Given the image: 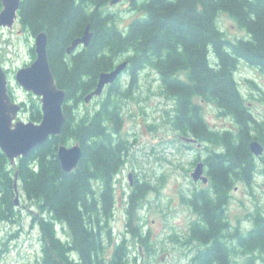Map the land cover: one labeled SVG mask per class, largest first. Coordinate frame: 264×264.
<instances>
[{"label":"trees","instance_id":"trees-1","mask_svg":"<svg viewBox=\"0 0 264 264\" xmlns=\"http://www.w3.org/2000/svg\"><path fill=\"white\" fill-rule=\"evenodd\" d=\"M110 1H20L21 28L32 36L47 35L49 66L57 87L66 93V120L60 135L18 159L15 167L0 151V221L13 222L18 216L14 205L17 173L24 200L36 210L31 223L40 231V264H128L123 240L116 242L107 257L105 238L110 239L115 178L129 150L121 133L123 107L135 93L139 74L151 69L171 103L172 130L178 137H193L211 146L205 147L204 159L209 187L193 191L187 198L198 220L190 223L183 244L191 252L194 242L205 245L197 254L203 262L229 264V258L230 264H239L236 252L240 251L246 264H254L264 255V217H255L254 229L247 234L233 226L226 233L222 229L227 223L218 207L228 205L238 184L252 188L260 169L249 143L256 140L264 147V121L252 113L235 73L240 62L264 71V0H138L130 11L139 16L124 29L109 11ZM220 15L232 19L246 37L230 41L218 26ZM87 25L92 33L90 44L66 54ZM30 54L35 57L33 47ZM123 61L127 68L107 86L95 107L90 110L81 105L98 76ZM261 101L264 103V97ZM204 104L214 106L218 116L227 118L232 126L211 129L202 114ZM23 112L29 121L40 122V102L32 100L29 109L23 105ZM71 142L80 146L82 156L75 170L65 173L57 149ZM259 160L264 162V157ZM135 197L134 190L129 205ZM132 207L128 209V233L135 235ZM136 236L150 252L146 238ZM224 236L229 244L223 246ZM191 259L194 264L195 257Z\"/></svg>","mask_w":264,"mask_h":264},{"label":"rangeland","instance_id":"rangeland-1","mask_svg":"<svg viewBox=\"0 0 264 264\" xmlns=\"http://www.w3.org/2000/svg\"><path fill=\"white\" fill-rule=\"evenodd\" d=\"M109 11L117 16L120 29L139 16L130 11L127 2L110 6ZM217 23L230 41L246 37V33L226 15H220ZM33 46L31 34L0 29V64H4L8 70L9 91L17 102L24 103L26 109H29L32 100H40L22 90L15 81V73L34 60L30 54ZM235 79L254 116L264 121V103L261 101L264 97V71L240 62ZM105 91L98 99L81 105L91 110ZM170 104L161 92L155 71H142L134 95L123 107L121 133L127 139L129 150L126 163L114 182V210L108 223L110 239L105 238L107 257L111 255L116 242L122 240L128 247V264H193L191 257H195L194 251L202 250L194 242L191 252L189 245L183 242L190 223L196 219L187 205V198L201 187L200 183L192 182L190 174L198 162L204 161L208 153L205 147L211 149V146L201 143V147H197L184 143L177 136L170 125ZM202 114L211 129L221 130L232 126L227 118L218 116L214 106L204 104ZM18 120L29 122L28 115L23 111L18 115ZM73 145L75 143L71 142L67 146ZM258 161L260 169L252 188L238 184L227 205L230 226L241 230H247L255 217H264V162ZM134 190L136 199L131 204L130 220L135 235H131L128 233V209L131 206L129 196ZM18 192L16 221H0V264H40V231L31 223L36 210L24 200L19 185ZM57 230L59 236L64 235L60 227ZM136 235L146 238L150 252ZM237 257L245 262L241 254ZM254 264H264V255L258 256Z\"/></svg>","mask_w":264,"mask_h":264},{"label":"water","instance_id":"water-1","mask_svg":"<svg viewBox=\"0 0 264 264\" xmlns=\"http://www.w3.org/2000/svg\"><path fill=\"white\" fill-rule=\"evenodd\" d=\"M20 1L1 0L3 9L0 12V27H12L17 18ZM124 1L133 4L138 0H111L109 6H114ZM33 38L35 58L30 65L16 71L15 81L23 91L40 99L42 117L39 123L18 120V115L22 108L20 104L11 100L8 93L7 76L0 66V151L5 155L12 167H15L18 159L28 157L35 148L43 145L48 139L60 135L66 120L63 113L66 93L57 87L49 66L47 35L45 32H40ZM91 38L90 26L87 25L82 36L75 38L70 43L66 49V54L74 53L79 47H87ZM127 66L128 63L123 61L118 63L113 70L102 72L98 76L95 88L84 97V103L88 104L94 98L100 97L104 89L114 84ZM181 140L184 143L201 147V143L193 137H181ZM249 150L256 158L264 154V147L256 140H252L249 143ZM81 156L82 151L78 144L73 146L60 145L57 149V158L61 169L65 173L75 170ZM190 177L193 183L199 181L203 184L208 183V178L204 175V162L201 161L196 164ZM128 180L132 186L131 175L128 176ZM14 205L19 206L17 173L14 176Z\"/></svg>","mask_w":264,"mask_h":264},{"label":"flooded vegetation","instance_id":"flooded-vegetation-1","mask_svg":"<svg viewBox=\"0 0 264 264\" xmlns=\"http://www.w3.org/2000/svg\"><path fill=\"white\" fill-rule=\"evenodd\" d=\"M2 9H3V6H2V3H1V0H0V12L2 11ZM0 29L1 30H7V31H9V32H13L14 30L17 32V33H26L22 28H21V25H20V22H19V17H18V12H17V18H16V20L14 21V24L12 25V27L11 28H6V27H0ZM0 66L2 67V69L4 70V72H5V74H6V76H7V74H8V70H7V68L5 67V65L4 64H0ZM8 93H9V96H10V98H11V100L12 101H14V102H16V103H18V104H20L21 106H22V111H23V105H24V103H22V102H20V101H18L17 102V100L14 98V96L12 95V93L9 91V87H8ZM257 160H259V159H257ZM199 161V160H198ZM204 162V161H203ZM259 162V161H258ZM260 164V163H259ZM204 175L208 178V183L207 184H203L201 181H199V182H197V183H200L201 184V187H200V189H203L202 187H204V188H206V187H209V183H210V176H209V173H208V170H207V167H206V164H205V162H204ZM218 210L220 211V215L223 217V219H225L224 221H226V225L224 226V228L222 229V231H225L226 233L229 231V228H230V224H229V221H228V219H227V206L224 208V206H219L218 207ZM194 216L196 217V219L195 220H198V216H197V214H194ZM254 223H250L249 224V227H247L248 229L247 230H244V232H245V234H247L248 232H250V231H252L253 229H254ZM221 243H222V245L224 246V244L226 243L227 245L229 244V240H228V238L227 237H222L221 238ZM200 245V248L202 249V250H204V248H205V245H203V244H199ZM199 253V251H196V255H195V262H194V264L196 263V264H219L218 262L216 263V262H214V263H212V262H203V261H201L200 259H199V256L197 255ZM237 254H240L241 252L240 251H237L236 252ZM228 256H229V252H228ZM256 256V255H255ZM230 257V256H229ZM228 263L230 264V259L228 258ZM227 264V263H226ZM239 264H246V262H241V261H239Z\"/></svg>","mask_w":264,"mask_h":264}]
</instances>
